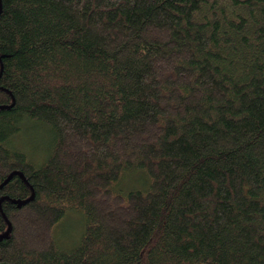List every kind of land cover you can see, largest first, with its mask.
Here are the masks:
<instances>
[{
  "label": "trees",
  "instance_id": "16d2710c",
  "mask_svg": "<svg viewBox=\"0 0 264 264\" xmlns=\"http://www.w3.org/2000/svg\"><path fill=\"white\" fill-rule=\"evenodd\" d=\"M0 264H264V0H0Z\"/></svg>",
  "mask_w": 264,
  "mask_h": 264
},
{
  "label": "rangeland",
  "instance_id": "374dc122",
  "mask_svg": "<svg viewBox=\"0 0 264 264\" xmlns=\"http://www.w3.org/2000/svg\"><path fill=\"white\" fill-rule=\"evenodd\" d=\"M33 142H35V139H33ZM71 216L76 218L74 215H71L70 213H67L66 216H65L66 218L64 220L68 219L69 221H66L65 226H63V227H61L59 229L60 231H63L65 229L69 228L70 226L69 227H67V226L70 225V224H73V222H72L73 220H72ZM75 230H81V226H77L76 225Z\"/></svg>",
  "mask_w": 264,
  "mask_h": 264
},
{
  "label": "bare ground",
  "instance_id": "6f19581e",
  "mask_svg": "<svg viewBox=\"0 0 264 264\" xmlns=\"http://www.w3.org/2000/svg\"><path fill=\"white\" fill-rule=\"evenodd\" d=\"M146 172V171H145ZM149 174V173H148Z\"/></svg>",
  "mask_w": 264,
  "mask_h": 264
}]
</instances>
